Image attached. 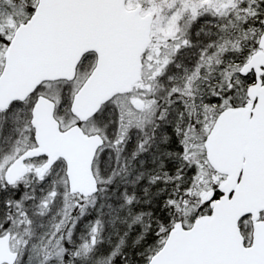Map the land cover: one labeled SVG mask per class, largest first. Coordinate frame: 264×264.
<instances>
[{"label":"snow or ice","instance_id":"6c2138e0","mask_svg":"<svg viewBox=\"0 0 264 264\" xmlns=\"http://www.w3.org/2000/svg\"><path fill=\"white\" fill-rule=\"evenodd\" d=\"M0 264H264V0H0Z\"/></svg>","mask_w":264,"mask_h":264}]
</instances>
